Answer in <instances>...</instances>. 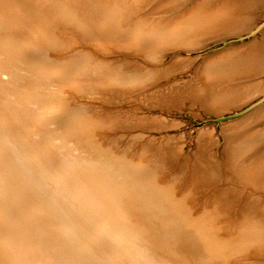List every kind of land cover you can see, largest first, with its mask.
I'll use <instances>...</instances> for the list:
<instances>
[{
	"label": "rangeland",
	"instance_id": "374dc122",
	"mask_svg": "<svg viewBox=\"0 0 264 264\" xmlns=\"http://www.w3.org/2000/svg\"><path fill=\"white\" fill-rule=\"evenodd\" d=\"M263 1L0 0V264H264Z\"/></svg>",
	"mask_w": 264,
	"mask_h": 264
},
{
	"label": "bare ground",
	"instance_id": "6f19581e",
	"mask_svg": "<svg viewBox=\"0 0 264 264\" xmlns=\"http://www.w3.org/2000/svg\"><path fill=\"white\" fill-rule=\"evenodd\" d=\"M228 1H229V0H228ZM230 1H232V0H230ZM235 1H236V0H235ZM243 1H244V0H243ZM246 1H247V0H246ZM248 1H249V0H248ZM241 2H242V1H241ZM252 2H254V0H252ZM259 2H260V0H259ZM263 2H264V1H263ZM228 3H229V2H228ZM231 3H232V2H231ZM235 3H236V2H234L233 4H235ZM237 3H238V0H237ZM250 3H251V2H250ZM250 3H249V4H250ZM255 3H257V1H256ZM261 3H262V1H261ZM237 5H238V4H237ZM253 5H254V4H253ZM256 5H258V4H256ZM228 6L230 7V5H228ZM234 6H235V5H234ZM251 6H252V5H251ZM231 9H232V8H231ZM263 43H264V41H263ZM259 45H261V44H259ZM260 47H262V46H260ZM263 47H264V46H263ZM263 47H262V48H263ZM258 48H259V47H258ZM260 49H261V48H260ZM256 50L259 51L258 49H256ZM263 50H264V49H263ZM248 51H249V50H248ZM251 51H252V50H251ZM253 51H254V50H253ZM249 52H250V51H249ZM260 52L262 53V51H260ZM255 53H256V51H255ZM257 53H258V52H257ZM257 53H256V54H257ZM245 54H246V53H245ZM248 54H249V53H248ZM250 54L253 55L252 52H251ZM262 54H263V53H262ZM262 54H260V56H262ZM242 55H243V54H242ZM251 55H250V57H251ZM248 56H249V55H248ZM248 56H247V57H248ZM240 57H241V55H240ZM244 57H245V56H244ZM247 57L245 58L246 60H247ZM238 58H239V56H238ZM241 58H242V57H241ZM241 58H240V60H241ZM251 58H253V61H254V59H256L254 56L251 57ZM245 59H244V60H245ZM236 60H237V59H236ZM238 60H239V59H238ZM242 60H243V59H242ZM250 60H251V59H250ZM238 62L241 63V61H238ZM244 63H245V62H244ZM244 63H242V64H244ZM248 63H249V62H248ZM246 64H247V63H246ZM234 65H236V64H234ZM234 65H233V66H234ZM247 65H248V64H247ZM236 66H237V65H236ZM240 66H241V65H240ZM245 66H246V65H245ZM245 66H244V67H245ZM242 67H243V66H242ZM218 68H219V67H218ZM232 68H233V67H232ZM236 68H237V67H236ZM236 68H235V69H236ZM214 70H215V69H213V71H214ZM216 70H217V69H216ZM216 70H215L214 72H216ZM214 72H213V73H214ZM90 174H91V173H90ZM91 175H92V174H91ZM93 175H94V174H93ZM92 177H93V176H92ZM106 190H107V189H106ZM108 192H109V189H108ZM109 193H110V192H109ZM110 203H111V202H110ZM110 203L108 202V204H110ZM120 203H121V202H120ZM115 204H116V203H115ZM115 204H112V205H115ZM110 205H111V204H110ZM115 207H116V205H115ZM115 207H112V208H115ZM118 207H119V205H117L116 209H117ZM113 210H114V209H113ZM118 210H120V209H118ZM117 213H118V212H117ZM115 214H116V213H115Z\"/></svg>",
	"mask_w": 264,
	"mask_h": 264
}]
</instances>
